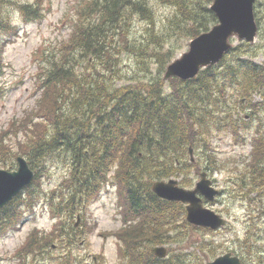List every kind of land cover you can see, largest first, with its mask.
<instances>
[{
	"label": "trees",
	"instance_id": "1",
	"mask_svg": "<svg viewBox=\"0 0 264 264\" xmlns=\"http://www.w3.org/2000/svg\"><path fill=\"white\" fill-rule=\"evenodd\" d=\"M150 1H84L70 37L39 66L37 109L25 122L12 123L16 135L17 131L23 133L17 142L19 152L14 153L0 137V162L25 156L35 172L33 183L8 206L22 203L31 213L39 202L45 204L55 219L49 238L54 235L68 243L77 236L76 215L84 220L86 207L110 184L118 191L124 209L123 226L116 232L121 264L201 263L202 257L195 254L190 259L184 254L168 259L153 254L155 246L178 243L179 235L167 233L180 224L186 230H210L188 224L183 218L184 205L160 199L152 185L186 176L180 184L188 188L193 185L187 179L192 173L219 169L213 151L215 139L226 136L238 145L245 144L248 137L242 133L250 127L249 118L254 120L251 151L243 168L236 167L241 176L233 189L248 204L249 225L245 239H237L254 264H264V254L252 239L257 224L254 211L263 204L252 193L264 194V121L258 116L264 110V65L252 58L257 53L255 45L241 42L195 78L165 81L167 66L175 56L171 48L165 50L169 39L179 35L192 40L208 32L218 19L210 8L214 0H157L173 7L171 15L157 24ZM260 4H255L258 32ZM11 5L19 7L25 22L40 21L44 16L37 0H0V80L4 48L18 34L17 26L7 19ZM136 14L147 21L142 40L132 36L130 21ZM124 52L133 54L147 74L136 84L117 86ZM151 62L157 64L155 73ZM3 93L0 81V98ZM191 148L194 153L199 150L196 163ZM9 162L4 166L14 168L15 163ZM55 164L65 171L60 183L47 191L42 179L51 176ZM8 211L6 207L1 213L8 216ZM20 212L15 210L8 221L15 225ZM35 243V239L29 241L19 255L33 252ZM205 247L204 243L197 245L199 251L205 252ZM210 253L217 255L212 248ZM241 257L246 264L245 254Z\"/></svg>",
	"mask_w": 264,
	"mask_h": 264
},
{
	"label": "rangeland",
	"instance_id": "2",
	"mask_svg": "<svg viewBox=\"0 0 264 264\" xmlns=\"http://www.w3.org/2000/svg\"><path fill=\"white\" fill-rule=\"evenodd\" d=\"M37 1L43 6L44 16L40 21L25 22L16 5L8 6L7 10V19L11 22L13 19H18L19 23H14L18 28L17 36L12 37V40L8 41L4 48L5 68L4 75L0 80L4 87V93L0 98V137H2V143L14 153L19 152L17 142L23 138V133L17 131L16 135L15 130L13 131V127H11L12 123L25 122L37 109V100L41 96V92L37 90L36 86L39 66L44 65L46 57L53 54L59 44L70 37L78 10L86 0ZM257 2L261 3L259 6L261 9L259 23L261 31L258 32L256 40L252 44L257 49V53L252 58L257 64L264 65V0ZM150 3L155 10L157 24L170 16L173 11V7L164 5L157 0H151ZM15 13H19V17H16ZM130 24L132 36L142 40L147 21L136 14L132 17ZM190 41V38L176 35L169 39L165 50L167 48L173 50L174 61L189 50ZM240 43L238 38H234L232 41L233 46H238ZM248 58L249 56L244 57V59ZM121 61V73L116 78L117 86L136 84L138 79H145L147 73L141 70L142 67L137 63L138 59L133 54L124 52ZM150 64L152 72L155 73L157 64L155 62ZM256 100L258 101L259 98L256 97ZM258 116L264 121V110L260 111ZM247 120L250 121L251 127L254 120L249 118ZM250 127L243 130L242 133L248 137L246 145H238L226 136L216 138L213 151L218 157L215 163L219 169L202 170L208 173L213 185L220 191L217 199L214 202H205V206L226 218L227 225L217 231L201 232L186 230L183 224H180L167 233L171 237L176 235L180 237L178 243L171 242L163 245L168 248V251L170 247L175 249L172 253L169 251L167 259L173 254H184L190 259L193 258L192 254H195L199 258L202 257V262L195 264H206L226 253H232L240 258L245 254V263L254 264L241 247L244 243L239 245L240 241L237 239V237L242 239L246 237L245 233L249 225L248 204L237 197V192L233 190L236 187L237 176H241L240 171H235L236 167L243 165L245 157L251 151L249 140L252 138L253 131ZM20 130L24 131L23 128ZM201 151H205V148ZM198 152L199 150L192 153L195 163L199 161ZM8 160L15 163L14 168L9 169V166H4L10 164L7 161L0 162V169L16 170V157ZM64 171L61 164H55L51 168V176L43 177L42 182L47 191L60 183ZM202 171L192 173L187 178L193 181V185L188 189L195 188V185L200 181L199 174ZM172 178L177 179L179 184L186 180V176ZM169 179H165V181ZM235 190L239 191L240 188ZM257 193H252V196L262 199L263 204H259L257 210L254 211L253 217L257 224L254 232L255 237L252 236V239L257 241L254 242L256 247L264 254V194L260 196ZM259 193L261 192L259 191ZM7 207L11 211H8V216L1 213L6 208L0 210V230H3L6 225L5 230L1 233L2 236H0V264H121L119 256L121 244L116 232L123 226L122 213L124 209L118 191L110 184L104 188L99 199L92 201L86 207L84 220L74 219L77 236L68 243L59 241L60 239L54 235L49 238L52 234L51 231L54 230L55 219L45 204L39 202L34 212L31 213H28V208L22 203L15 207L8 205ZM15 210H21V217L14 225L8 221V218L12 217ZM77 217L78 215H76ZM183 218L186 219V214ZM62 238L65 239V236ZM33 239L36 240L35 247L33 246L35 250L29 253L26 250L24 254L19 255L20 249ZM199 243L206 244L205 252L199 251L197 248ZM211 248L217 254L215 257L210 253Z\"/></svg>",
	"mask_w": 264,
	"mask_h": 264
},
{
	"label": "water",
	"instance_id": "3",
	"mask_svg": "<svg viewBox=\"0 0 264 264\" xmlns=\"http://www.w3.org/2000/svg\"><path fill=\"white\" fill-rule=\"evenodd\" d=\"M257 0H214L211 10L218 18V23L208 32L194 38L189 50L168 65L164 79L178 78L186 81L195 78L201 70L217 65L232 48L231 39L254 43L258 25L255 20L254 6ZM192 154V149H190ZM35 178L28 161L17 158V169H0V209L4 208ZM152 191L161 199L180 202L186 205L187 221L196 227L217 231L226 225V219L204 205V199L214 202L219 191L214 187L206 172L200 174V181L193 189L179 186L176 179L156 181ZM156 256L165 258L167 249L156 247ZM207 264H242L241 258L227 253Z\"/></svg>",
	"mask_w": 264,
	"mask_h": 264
},
{
	"label": "clouds",
	"instance_id": "4",
	"mask_svg": "<svg viewBox=\"0 0 264 264\" xmlns=\"http://www.w3.org/2000/svg\"><path fill=\"white\" fill-rule=\"evenodd\" d=\"M16 17H19V13H15ZM13 23H19L18 19H13Z\"/></svg>",
	"mask_w": 264,
	"mask_h": 264
}]
</instances>
